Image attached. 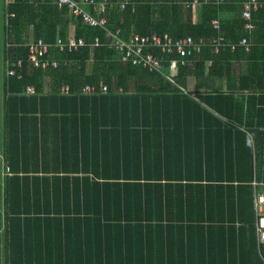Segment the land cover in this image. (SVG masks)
Masks as SVG:
<instances>
[{
  "label": "trees",
  "instance_id": "obj_1",
  "mask_svg": "<svg viewBox=\"0 0 264 264\" xmlns=\"http://www.w3.org/2000/svg\"><path fill=\"white\" fill-rule=\"evenodd\" d=\"M93 1L82 7L94 15V7L108 1L104 27L84 24L54 0H13L7 9L0 4L5 185L0 195L9 259L24 264L45 254L70 260L78 256L71 247L75 242L80 260H92L84 242L111 237L112 244L123 245L127 264H264L254 206L255 192L264 190V95L259 106L256 101L251 106L254 97L239 100L216 85L224 75L217 76L221 59L230 51L216 53L214 46L220 36L238 42L248 35L242 18L247 0H198L195 11L185 5L192 0ZM259 1L263 6L253 12L252 22L261 30L264 0ZM225 11L235 14L232 21H221ZM72 19L77 38L87 44L99 39L101 45L66 52L51 48L43 62L57 67H35L29 61L30 30L46 44L58 35L67 43ZM117 31L126 41L155 33L203 40L201 53L186 59L175 81L187 88L192 78L204 92L194 98L162 75L133 65L112 45ZM87 84L108 91L84 96ZM65 85L70 90L62 94ZM185 132L190 138H172ZM202 133L219 150L193 158L190 140L198 136L201 143ZM159 135L176 146L158 149ZM56 214L63 217H50ZM42 219L55 234L43 235ZM64 241L68 249L59 248Z\"/></svg>",
  "mask_w": 264,
  "mask_h": 264
},
{
  "label": "crops",
  "instance_id": "obj_2",
  "mask_svg": "<svg viewBox=\"0 0 264 264\" xmlns=\"http://www.w3.org/2000/svg\"><path fill=\"white\" fill-rule=\"evenodd\" d=\"M39 1H42V0H39ZM75 1L81 2V5L84 4V3H82L84 0H75ZM248 1L249 0H247L245 3H247ZM12 2H13V0H0V4L3 3V7H5V9H7L8 6ZM103 2L105 3L108 1H103ZM103 2H99V3H103ZM245 3H244V5H245ZM261 3H263V2H261ZM54 4H56L55 1H54ZM262 6H263V4H262ZM190 8H193V10L195 11V9H197V6L196 5L193 6V4H192L190 6ZM84 9L94 19L106 21L104 16H103L104 11L100 10L99 4H97L96 7H94V9H93V12L96 15L91 13L87 8H84ZM255 11H258V9ZM253 12H252V14H253ZM219 15H220L219 17L221 18V21H232L235 17V14L233 12H226V11L221 12ZM7 20H8V14H6V16L4 17V23L7 24ZM194 20H195V16H194ZM257 21L261 22L260 24H262L264 22L262 19H259ZM84 24H86V23H84ZM86 25H88V24H86ZM88 26H90V25H88ZM254 26H255V24H254ZM90 27H92V26H90ZM244 28H245V26H244ZM77 29H78L77 23L72 19V23L69 24V34H68V38L66 39L67 41H69L70 39L77 38ZM245 30L248 32V35L242 37V39L249 36L248 38H249V41L251 42V45L249 46L248 49H246L245 47H241V46H238L236 50L224 49L223 52H228V51H230V52H228L229 54H226V56L222 57L224 59H221V62H220L221 65L218 68V74L219 75H217V76H220V73H222L224 75L220 76V78L218 77V82L216 83V85L221 87L222 89H224V91L229 92L230 94H233L236 98H239V100H241L243 98L246 99L247 97H254V98L250 99L249 103L252 106V104L256 101L255 104L258 103V106H259V104L261 102V100H259V98L262 95H264V41H262V40H264L262 37V36H264V29L260 30L257 26H255L251 31L247 30L246 28H245ZM164 34H169V33H164ZM164 34H159V35H164ZM188 36H190V35H188ZM39 39H42V38H39ZM39 39H36L33 31L30 30L27 45L31 44L33 42H36ZM58 39L63 40V38L60 35H58L56 37V41L54 44H49V43H47V44L52 45L53 46L52 48L57 49L56 43H57ZM42 40L44 41V39H42ZM241 40L238 42H234V41H231L228 39L229 42L235 43V44H239L241 42ZM211 65H212V61L207 62V66H211ZM1 70H2V75L5 72H6V75H8L7 72L10 71L6 67H2ZM241 79H242V81H241ZM1 81H3V79ZM87 85H85L84 88ZM65 86H68V85H65ZM92 86L97 88V90H98L97 93L86 94L84 92V88H83L81 91V94L84 96H89V97L90 96H98L101 94H106V93H103V91H102V87L104 85H92ZM173 86L178 91H181L184 94H187L188 92H190V93L193 92L192 95L194 98H195V92H201V91L204 92V90H200L197 88V86L194 82V79H192V78L190 79V83H189L187 88H184L179 84H178V86L173 84ZM62 87H64V86H62ZM62 87H61V93L63 94L64 91L62 90ZM156 87H158L160 89H165L160 85H156ZM158 88H156V89H158ZM181 88H183V89H181ZM168 90H170V92H172L173 88L168 89ZM177 90H175V91H177ZM205 91L207 92L208 90L206 89ZM168 95L173 96L174 93H170ZM2 100H3V93L0 94V102H2ZM181 134L182 135H178L177 137H172V138L177 139V140H181V139L185 140L187 138H190V137H187L189 135L186 132L181 133ZM142 138H144V137H142ZM157 138L161 139L160 142H158V144H157L158 149H161L164 151V150L172 149L173 147L176 146V144H171L168 146V143L164 141V140H166L165 138H167V137H164L163 135H159V136H157ZM195 138H198V136L194 137L193 139L190 140V146L187 145L188 147L193 148L192 149L193 158H195L197 153L206 154V153L210 152L211 150H213V152L219 150L218 146H216L214 144L211 147V145L206 141V139H207L206 133H202V142L198 143L199 145L197 144V141ZM213 138H216V137H213ZM220 145H225V142L221 143ZM0 156L2 157L1 152H0ZM3 174H4V171H2L1 178H3ZM254 185H256V183H254ZM4 186L5 185H4L3 180L0 179V189H2V191L0 190V194H3ZM260 194L264 195V190L255 192L254 203L256 201V198ZM254 206H255V204H254ZM255 214H256V209H255ZM57 215L58 214L50 216V217H52L54 219H56V218L59 219V218L63 217V216H57ZM4 219H5L4 196L0 195V264H19L16 259L15 260L9 259L8 255H9L10 247L4 242V239H3L4 231H5ZM42 221L45 225L42 229L43 235H48L49 232H52L54 234L56 233L54 228L48 226L49 221H46V219L45 220L42 219ZM256 221H257V216H256ZM62 231H63L62 232L63 237L65 235L67 236L68 229L64 227ZM70 234H71L70 237H72L73 233H70ZM256 238H257V234H256ZM111 241H114V240H112L111 237H106L105 239H102L100 241L89 242L88 246H87L88 241H85L83 244V247H85V250L89 251V249H91V251L94 253V258L92 260L87 259L86 257H84L82 260H80L82 258V255L80 254L81 246H78V244H76L74 242V243H72L71 247H72L74 253L77 254L78 256L74 255V256H72V258L70 260H58V261L50 260L48 258V255L45 256V254H44L43 259L33 258V260H30L24 264H111V261L113 262V264H127L126 260L122 259L124 253L122 252L121 247L123 248V250H125L123 245L121 243H119L118 241L115 242L114 244H112ZM261 246L259 245L258 240H257V247H258L259 252H260ZM62 247L65 249H68V245L65 241L63 242L62 246L59 248L62 249ZM143 247H144V245H143ZM82 251H83V249H82ZM117 251H118V255L116 253ZM53 253H55V251ZM102 253H107V254L105 255ZM79 254H80L81 258L79 257ZM102 256L104 258H102ZM37 257H38V255H37ZM128 262H129V260H128Z\"/></svg>",
  "mask_w": 264,
  "mask_h": 264
},
{
  "label": "built area",
  "instance_id": "obj_3",
  "mask_svg": "<svg viewBox=\"0 0 264 264\" xmlns=\"http://www.w3.org/2000/svg\"><path fill=\"white\" fill-rule=\"evenodd\" d=\"M55 3L61 7H67L72 11L75 18H80L84 23L92 27H104V20L94 19L87 11L82 7L81 2L75 0H54ZM207 2L212 1L214 4H220L226 0H205ZM83 3L94 4L93 0H84ZM198 0H192L190 3L185 2L186 6L195 5ZM108 2L99 3V8L104 11L107 7ZM261 1L259 0H249L244 5V11L242 13V18L246 21L245 28L251 31L255 26L252 23V12L262 7ZM126 2L122 3V8H125ZM213 26L215 29H220V22L218 20L213 21ZM203 40L198 42L192 36H186L181 39L173 40L169 34L159 35L152 34L148 36L133 35L129 41L123 40L119 36V31L114 35V41L112 45L120 53L125 54V59L131 61L135 66H141L144 69L152 73H158L165 77L168 81L174 85L178 84L175 81V77L178 73V68L182 65H186V59L194 57L201 53ZM97 47L101 43L96 40L93 44H87L83 38L70 39L65 43L62 39H58L56 43V48L60 52L74 51L81 47L86 46ZM251 42L248 37L241 40L239 44L227 42L224 37L220 36L216 42L215 51L219 53L220 50L230 49L236 50L238 46L249 48ZM52 46L46 44L42 39L29 44V61L35 66L39 67L42 64L45 67H57L56 62H50L49 60L43 62V59L48 55ZM152 49L160 50L162 54L156 55L151 52ZM183 89V88H181ZM64 92H69L70 87H62ZM103 93L108 91L107 86L102 87ZM86 94H95L98 92L97 88L94 86L87 85L84 88ZM255 209L257 216L256 223V234L259 245H264V195L260 194L255 201ZM264 260V258H263Z\"/></svg>",
  "mask_w": 264,
  "mask_h": 264
}]
</instances>
